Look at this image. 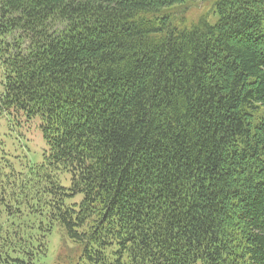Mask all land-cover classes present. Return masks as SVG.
<instances>
[{
    "label": "trees",
    "instance_id": "16d2710c",
    "mask_svg": "<svg viewBox=\"0 0 264 264\" xmlns=\"http://www.w3.org/2000/svg\"><path fill=\"white\" fill-rule=\"evenodd\" d=\"M196 1L0 0L1 262L264 264V0Z\"/></svg>",
    "mask_w": 264,
    "mask_h": 264
},
{
    "label": "rangeland",
    "instance_id": "374dc122",
    "mask_svg": "<svg viewBox=\"0 0 264 264\" xmlns=\"http://www.w3.org/2000/svg\"><path fill=\"white\" fill-rule=\"evenodd\" d=\"M215 0H198L192 3L187 11L188 22L186 26L190 24L189 21L195 20L201 15H212L213 3ZM210 20H213L211 16ZM2 75L0 72V91ZM13 112H7L4 110L0 103V158L8 159L15 171L26 170L27 166L38 164L42 161L43 152L47 149L45 140L42 137L41 129L39 127V119L34 118L27 121L22 117H15ZM61 185L67 187L69 185V175L65 174L61 176ZM81 196L76 195L72 198H68L66 202L68 204L72 202H78ZM10 222H18L19 220L13 216H9ZM54 238H50L48 255L44 259L54 260L56 255V247L54 246ZM9 259L6 258L5 253L0 252L2 260H15L18 257L15 253H9ZM0 259V260H1ZM0 264H15L1 262Z\"/></svg>",
    "mask_w": 264,
    "mask_h": 264
}]
</instances>
